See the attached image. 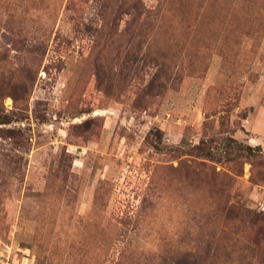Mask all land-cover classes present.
Segmentation results:
<instances>
[{"label": "rangeland", "instance_id": "obj_1", "mask_svg": "<svg viewBox=\"0 0 264 264\" xmlns=\"http://www.w3.org/2000/svg\"><path fill=\"white\" fill-rule=\"evenodd\" d=\"M0 264H264V0H0Z\"/></svg>", "mask_w": 264, "mask_h": 264}]
</instances>
